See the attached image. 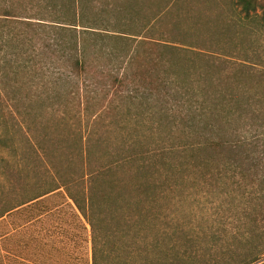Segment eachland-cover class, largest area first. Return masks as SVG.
Listing matches in <instances>:
<instances>
[{
	"label": "rangeland",
	"instance_id": "obj_1",
	"mask_svg": "<svg viewBox=\"0 0 264 264\" xmlns=\"http://www.w3.org/2000/svg\"><path fill=\"white\" fill-rule=\"evenodd\" d=\"M117 3L122 10H117L116 14L99 13L97 18L103 20L111 16L118 20L126 17L127 32H139L149 40H139V36L134 39V35L128 43L108 38L111 57L107 61L100 53H95L94 47L87 48L92 67L106 71L112 67H127L130 64L125 65L122 56L127 49L133 48L140 59V63H133L134 69L138 64L145 65V71L136 82L139 86L124 92L109 91V95L117 94L110 109H101L98 103L102 96L101 83L89 73L87 77L94 85L84 88L79 84L80 91L71 94L76 84L66 81L59 63H53L42 54H47V49L35 42L40 40L34 39L30 46L23 30L20 33L25 34L24 38L9 40L8 35L2 37L0 213L15 202L14 197L19 191L15 186L20 180L17 174L27 182L41 178L40 191L53 186V166L60 169L57 174L63 178L76 175L84 159L81 150L88 138L99 156H104L95 158L96 162L108 159L105 152L122 147L156 148L162 153V160L160 171L154 172V182H163L160 185L166 191L168 185L174 189L169 194L164 191L158 197L157 210L151 212L161 217L152 221L154 227H167L164 230L171 233L165 240L168 245L163 257L165 264H239V260L262 241L258 237L263 238L264 226L260 227V224L264 215L259 214L260 218L253 223L255 211L251 206L262 210L264 205L259 203L262 200L258 201L260 195L256 192L248 194L253 186L248 185L246 191L230 193V180H220L221 172L229 170L230 165L227 160L225 163L217 157L218 152L205 148L207 141L217 136L210 126H206L210 96L207 98L199 89L200 84L216 83L221 75L236 74V69H264V24L259 22L258 14L247 19L237 0H117ZM166 10L167 15L162 17ZM159 14L160 17L155 18ZM10 30L5 27V33ZM170 41H175L177 47L169 48ZM13 44L18 48L10 55ZM124 61L132 65L130 60ZM185 69L193 74L185 75ZM164 71L169 77H164ZM197 72H201L200 75H196ZM148 75L156 78V85L149 81ZM166 80L173 83L165 86ZM243 83L248 81L243 80ZM226 95L229 98L230 91ZM183 117L188 120L184 121ZM225 130L223 135L232 132V128ZM181 146L185 147L184 151L178 150ZM41 147L49 150V157L35 155L34 149ZM69 150L74 155L69 156ZM238 154L231 150L224 153L226 157ZM203 158L208 160L203 162ZM200 164H206L208 174L216 175L217 180L205 183L198 173ZM171 165H174L173 169H170ZM163 173L167 175V181ZM36 191L33 185H27L22 194L30 195ZM2 218L0 233H14L17 217L12 213ZM11 238L0 240V264H18L8 260L11 259L8 248L14 246L16 236ZM50 245L42 249L43 254L35 260L36 264H48L49 259L61 256L57 253L58 246ZM30 247L32 252L38 248L32 250V243ZM80 254L83 251L78 252ZM139 258L142 256L136 254L134 260ZM26 260H29L26 264L34 261L30 257Z\"/></svg>",
	"mask_w": 264,
	"mask_h": 264
},
{
	"label": "trees",
	"instance_id": "obj_2",
	"mask_svg": "<svg viewBox=\"0 0 264 264\" xmlns=\"http://www.w3.org/2000/svg\"><path fill=\"white\" fill-rule=\"evenodd\" d=\"M237 4L247 19L258 14L259 22L264 24V0H237ZM118 6L117 0H0V42L4 35H8L9 40L28 36L30 46H33L34 39L40 40L35 42L47 49V54H42L47 55L53 63H59L62 66L59 68L60 72L66 81L76 84L77 87L71 94L80 91L79 84L84 88L94 85L90 77H87L89 73L101 83L99 89L102 96L98 101L101 109H110L117 95L112 93L129 91L132 86H139L136 82L145 71V65L138 64L134 69L133 63H140V59L133 48L127 49L122 56V62L130 64L127 67H112L108 71L92 67L87 48L94 47L95 53H100V57L107 61L111 57L108 38L128 43L134 35V39L139 36V40H149L148 36L140 35L139 32H127L126 17L118 20L111 19V16L103 20L97 18L99 13L116 14L122 10ZM165 14L167 15V10L162 17ZM159 17L160 14L155 18ZM5 27L11 30L5 33ZM20 30L26 31V36ZM44 34L45 38H42ZM170 42L172 43L167 44L169 48L177 47L175 41ZM185 44L188 45V41ZM17 48L13 44L10 55H14ZM27 51L26 54L29 53ZM125 59L130 60L132 65ZM236 70L239 71L236 74L234 72L229 73L230 76H219L216 83L209 81L206 85L200 84V92L207 98L210 96L211 100L207 107L209 110H206V126H210L217 136L207 141L208 146L205 145V148L218 152V158L229 162V170L221 172L223 177L220 175V180H230V193L246 191L251 185L253 187H250L248 194L256 192L260 195L258 201L262 200L259 203L264 205V69ZM183 72L187 76L193 74L189 69ZM200 73L197 72L196 75ZM164 77H169L167 71H164ZM148 79L156 85V78L148 75ZM243 80H247L249 85L243 83ZM164 83L165 86H170L173 82L166 80ZM111 89L112 93L109 95ZM229 91L231 96L228 98L226 93ZM203 102L206 103L205 100ZM190 108L189 105L188 109ZM194 120L198 121L197 117ZM226 127L232 128L229 135L222 134ZM90 141L88 138L84 150H81L84 159L77 174L63 178L57 174L60 169L53 166L51 182L54 184L47 189L40 191L43 186L41 178L27 182L17 174L20 180L15 186L19 190L14 197L15 202L0 213V218L4 216L2 220L12 213L17 217L14 233H0V240L16 236L14 246L8 248V258L11 257L9 261L26 264L29 261L26 259L30 257L34 260L30 262L36 264L35 260L43 254L42 249L51 247L52 244L58 246L57 253L62 257L54 260L51 258L47 261L48 264L166 263V259H163L168 249L165 240L171 233H166L164 229L167 227H154L152 221L160 220L161 217L151 213L158 204V197L174 190L168 185L169 189L166 191L160 185L163 182H154V172L160 171L158 168L162 153L156 148L149 150L128 146L105 152L108 159L96 162L95 158L99 154ZM184 149L181 146L178 150ZM230 150L240 154L226 157L225 151ZM34 153L38 157H49V150L45 147L34 149ZM72 155L73 151L69 150V156ZM202 160L206 162L208 158ZM164 166L166 167V163ZM173 166L169 168L173 169ZM206 166L200 164L197 168L201 179L205 183L217 180L214 177L216 175L208 174ZM201 167L204 170H200ZM15 172L18 173L16 170ZM164 178L167 181V175ZM9 182L12 186L13 183ZM27 185H33V190L38 191L30 195L22 194ZM257 207L251 206L255 211L253 223L257 222L261 213L264 215V206L262 210ZM261 221L260 227L264 226V218ZM261 236L262 239L258 237L262 240L261 243L254 245L253 251L245 254L239 264H264V232ZM31 243L32 250L38 247L37 250L34 249V253L31 251ZM82 251L83 254L78 255ZM136 254L142 256L143 260H134Z\"/></svg>",
	"mask_w": 264,
	"mask_h": 264
},
{
	"label": "crops",
	"instance_id": "obj_3",
	"mask_svg": "<svg viewBox=\"0 0 264 264\" xmlns=\"http://www.w3.org/2000/svg\"><path fill=\"white\" fill-rule=\"evenodd\" d=\"M5 261V259H3Z\"/></svg>",
	"mask_w": 264,
	"mask_h": 264
}]
</instances>
